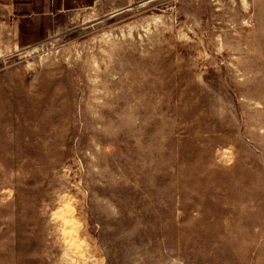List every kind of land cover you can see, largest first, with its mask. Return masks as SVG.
<instances>
[{
	"label": "rangeland",
	"instance_id": "1",
	"mask_svg": "<svg viewBox=\"0 0 264 264\" xmlns=\"http://www.w3.org/2000/svg\"><path fill=\"white\" fill-rule=\"evenodd\" d=\"M83 11L0 21V264H264V0Z\"/></svg>",
	"mask_w": 264,
	"mask_h": 264
},
{
	"label": "crops",
	"instance_id": "2",
	"mask_svg": "<svg viewBox=\"0 0 264 264\" xmlns=\"http://www.w3.org/2000/svg\"><path fill=\"white\" fill-rule=\"evenodd\" d=\"M133 0H0V21L9 26L10 33L16 37L21 34L23 22L30 19L34 22V29H39L41 23L53 21L60 13H84L89 7L101 12L104 7L113 12L121 11L132 4Z\"/></svg>",
	"mask_w": 264,
	"mask_h": 264
}]
</instances>
